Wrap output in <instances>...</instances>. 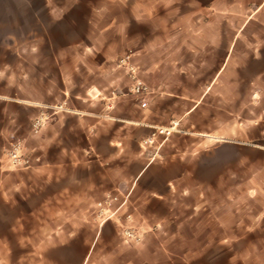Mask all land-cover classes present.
Here are the masks:
<instances>
[{
  "label": "rangeland",
  "instance_id": "obj_1",
  "mask_svg": "<svg viewBox=\"0 0 264 264\" xmlns=\"http://www.w3.org/2000/svg\"><path fill=\"white\" fill-rule=\"evenodd\" d=\"M136 1L154 15L155 27L161 25L159 16L196 17L209 5L218 25L207 36L212 35L218 50L232 41L243 23V4L250 0ZM100 3L48 0L46 7L42 0H0V264H109L105 260L112 254L117 256L113 262L122 264L132 248L156 235L165 241L164 252L181 257V264H264V150L256 147L264 146V85L256 88L260 94L247 86L252 71L230 68L224 84L211 89L215 118L194 121H208L207 131L219 130L221 138L209 141L202 151L186 149L200 140L185 133L191 125L188 118L169 134L164 127L174 124L146 137L143 128L108 125L97 135L85 132L90 118L80 120L69 111L77 103L45 101L61 89L55 81L49 86L48 74L55 77L49 61L72 41L65 35L67 13L79 11L83 22ZM104 21H98L99 27ZM192 27L197 29V24ZM134 30L140 32L139 27ZM154 40L157 44L165 36ZM194 42L203 45L201 39ZM245 46L251 49L252 40ZM135 51L126 52L117 40L112 47L115 68L106 77L117 79L123 93L140 95L133 90L139 80L144 92L154 94L157 88L146 86L131 62ZM164 73L169 76V69ZM93 75L75 72L72 94L83 90L77 84ZM245 91L254 94L246 115L239 104ZM221 96L228 101L225 115L229 112L223 119L216 112ZM110 138L115 144H108ZM15 146L17 162L11 157ZM153 157L148 172L136 181ZM169 178L175 181L168 183ZM201 204L217 212L225 229H215L213 236L216 241L227 239L224 244L196 245L194 239L202 233L177 230L181 218H174V212L187 216ZM238 221L245 229H238ZM186 240L193 241L187 245Z\"/></svg>",
  "mask_w": 264,
  "mask_h": 264
},
{
  "label": "crops",
  "instance_id": "obj_2",
  "mask_svg": "<svg viewBox=\"0 0 264 264\" xmlns=\"http://www.w3.org/2000/svg\"><path fill=\"white\" fill-rule=\"evenodd\" d=\"M100 1V6L92 8L93 15H87L83 22L79 11L75 15L70 11L67 13L68 29L65 35L72 41L67 42L59 55L54 53L49 61V71L55 73V77L48 74L49 86L50 84L54 86L55 81L61 89L52 96L46 95L45 101L77 103L78 105L74 106L75 109L68 110L77 113L80 120L90 118L91 122L85 127V132L94 131L98 135L102 133V126L107 125L110 129L117 126L121 129L139 127L145 129L144 137H146L154 133L153 130L156 128L176 122L180 125L185 118H188L191 125L185 133L189 134L191 139L200 137V140L191 141L186 149L191 152L202 151L209 141L220 139L221 132L219 130L208 132L207 128L210 126L208 121L199 125L194 120L215 118L211 112L213 106L211 107L209 102V93L216 83L224 84L223 77L227 70L236 67L239 73L252 71L253 74L245 79L247 86L255 88L254 94L256 90L259 94L262 92L261 89L256 88L264 85V0H250L243 4L245 8L244 13H241L244 16L243 23L233 35L232 41H227L225 46L218 50H215L212 35L207 36L208 33H212L215 24L218 25L209 5L205 6L202 15L196 17L159 16L157 20L161 25L155 27L151 24L154 15L151 17L150 11L140 9L136 0ZM42 2L48 7V0H42ZM158 3L163 5L162 2ZM73 11L75 12V9ZM103 20H105L104 24L99 27L98 21ZM186 23H189V27L185 26ZM191 23L197 24V29H194ZM81 24L87 28L83 32L80 30ZM137 27L140 28V32H135L134 29ZM79 31L83 34L79 35ZM151 31L152 37L145 35ZM171 31L175 33L173 37H171ZM162 36H165V40L156 44L154 39ZM200 39L203 45L194 42ZM117 40L123 43L126 52L136 48L131 62L139 69L143 83L148 87L157 88L156 93L150 94L142 89L139 91L140 95L123 93V90L119 89L121 84L117 79L106 77V74L115 68L112 62L117 54L112 52V47ZM249 40H252V48L248 50L245 45ZM214 54L218 56L215 60H213ZM42 56L40 50L38 57ZM166 68L169 69V76L164 73ZM207 70H210L209 74ZM86 71H93L94 75L89 81L82 80L77 84L83 90L72 94V75L75 72L84 75ZM247 93L245 91L243 100L239 101V104L243 105L245 115L254 98V94L251 96ZM217 104L221 108H218L216 112L221 113L223 119L226 111L224 105H227L228 101L221 96ZM228 114L227 110L226 118ZM116 129L113 131L114 134L117 133ZM115 142L110 138L108 144H115ZM256 147L264 150L263 145H256ZM154 160L153 157L147 162L136 176V181L148 172ZM183 177L185 175L177 180ZM174 181L175 179H167L168 183ZM181 194L185 195V192ZM203 195L204 193H200V198ZM183 216L185 217L182 218ZM173 217L181 218L180 221L175 220L177 230H194L202 233V238L194 239L196 245L211 246L215 243L224 244L227 241V239L218 241L214 239V230L225 228L217 212L203 208L202 204L194 206L187 216L182 212H174ZM237 227L245 229L239 221ZM156 238L158 240L150 237L139 247L132 248L133 254L120 263H183L181 257L167 255L164 252L165 241L161 236L156 235ZM191 241L193 240H186L187 245H190ZM113 258L117 256L112 254L105 261L109 264H118L119 260L113 262ZM232 260L233 258L230 259Z\"/></svg>",
  "mask_w": 264,
  "mask_h": 264
},
{
  "label": "built area",
  "instance_id": "obj_3",
  "mask_svg": "<svg viewBox=\"0 0 264 264\" xmlns=\"http://www.w3.org/2000/svg\"><path fill=\"white\" fill-rule=\"evenodd\" d=\"M123 62H126V59H124ZM130 71H132V73H134V71H135L134 67L131 66L130 67ZM140 89H143V87H141V82L139 80H137L136 85L134 86L133 90L139 92ZM39 123L40 122L37 120V122L35 123L34 127H37L39 125ZM18 149L19 148L17 146H15V148L13 150V153L11 154L12 161H15V162L18 161L17 160L18 159L17 158V151H18Z\"/></svg>",
  "mask_w": 264,
  "mask_h": 264
},
{
  "label": "bare ground",
  "instance_id": "obj_4",
  "mask_svg": "<svg viewBox=\"0 0 264 264\" xmlns=\"http://www.w3.org/2000/svg\"><path fill=\"white\" fill-rule=\"evenodd\" d=\"M178 125V122H176V123H174V126L173 127H171V128H169V129H167V133L169 134V133H171L173 130H175V126H177ZM164 130V129H163Z\"/></svg>",
  "mask_w": 264,
  "mask_h": 264
}]
</instances>
